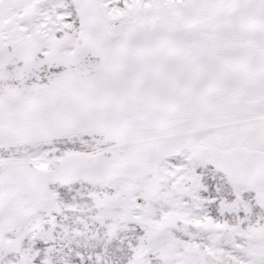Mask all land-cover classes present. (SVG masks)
<instances>
[{"label": "snow or ice", "instance_id": "6c2138e0", "mask_svg": "<svg viewBox=\"0 0 264 264\" xmlns=\"http://www.w3.org/2000/svg\"><path fill=\"white\" fill-rule=\"evenodd\" d=\"M0 264H264V0H0Z\"/></svg>", "mask_w": 264, "mask_h": 264}]
</instances>
